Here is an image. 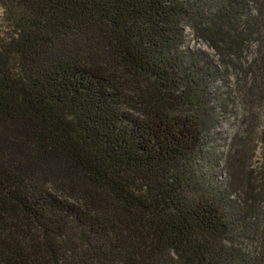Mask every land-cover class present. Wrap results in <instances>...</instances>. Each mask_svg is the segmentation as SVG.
I'll use <instances>...</instances> for the list:
<instances>
[{
  "label": "trees",
  "instance_id": "1",
  "mask_svg": "<svg viewBox=\"0 0 264 264\" xmlns=\"http://www.w3.org/2000/svg\"><path fill=\"white\" fill-rule=\"evenodd\" d=\"M0 8V264H264V139L214 146L229 70L264 104V0Z\"/></svg>",
  "mask_w": 264,
  "mask_h": 264
},
{
  "label": "rangeland",
  "instance_id": "2",
  "mask_svg": "<svg viewBox=\"0 0 264 264\" xmlns=\"http://www.w3.org/2000/svg\"><path fill=\"white\" fill-rule=\"evenodd\" d=\"M2 9L0 8V18ZM247 49L246 57L254 59L258 55V48L255 43H251ZM183 48L191 53L206 55L208 59L217 60L214 51L203 40L194 36L189 28H185ZM227 85L221 89L228 98L230 108L225 116L221 118V126L215 137L214 146L218 153L227 157L232 147H238L245 143L246 138L250 136L253 129H258L260 136L264 139V104L254 100V104L249 107L247 98L240 92L239 82L243 80V74L238 75L237 71H228ZM264 145L257 144L254 148L255 155L251 161L253 167L258 165L259 157L263 151Z\"/></svg>",
  "mask_w": 264,
  "mask_h": 264
}]
</instances>
